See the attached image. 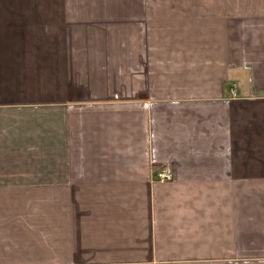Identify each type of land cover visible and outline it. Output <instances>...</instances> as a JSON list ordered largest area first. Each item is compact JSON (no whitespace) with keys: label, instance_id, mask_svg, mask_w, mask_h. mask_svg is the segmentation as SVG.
<instances>
[{"label":"crops","instance_id":"obj_1","mask_svg":"<svg viewBox=\"0 0 264 264\" xmlns=\"http://www.w3.org/2000/svg\"><path fill=\"white\" fill-rule=\"evenodd\" d=\"M0 264H264V0H0Z\"/></svg>","mask_w":264,"mask_h":264},{"label":"built area","instance_id":"obj_2","mask_svg":"<svg viewBox=\"0 0 264 264\" xmlns=\"http://www.w3.org/2000/svg\"><path fill=\"white\" fill-rule=\"evenodd\" d=\"M232 93L235 96V89L232 90ZM153 179L156 182L167 183V182L174 181L175 175L169 167L165 166L164 168H161L159 170H155L154 175H153Z\"/></svg>","mask_w":264,"mask_h":264}]
</instances>
